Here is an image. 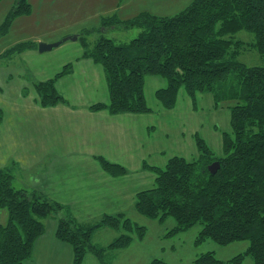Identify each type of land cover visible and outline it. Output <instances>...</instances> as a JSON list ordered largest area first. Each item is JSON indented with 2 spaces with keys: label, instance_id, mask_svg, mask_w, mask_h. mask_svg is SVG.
<instances>
[{
  "label": "trees",
  "instance_id": "1",
  "mask_svg": "<svg viewBox=\"0 0 264 264\" xmlns=\"http://www.w3.org/2000/svg\"><path fill=\"white\" fill-rule=\"evenodd\" d=\"M30 13L27 0H16L0 34L8 32L14 19ZM108 24L141 32L122 46L101 38L91 50L84 49L82 59L101 67L108 84V102L93 105L89 111L150 114L153 110L145 100L144 82L146 78H160L165 86L154 97L161 110H173L183 91L193 104L197 96L210 95L216 110L225 106L230 113L231 133L222 134L220 156L195 136L197 159L189 162L173 157L163 169L143 165L154 183L151 189L135 195L136 213L159 222L172 218L176 233L200 225L198 244L209 240L225 247L246 241V253L234 258L232 264H241L246 256L253 264H264V69L235 62L239 51L246 49L245 44L232 41L238 32L250 33L255 39L252 47L264 56V0H194L172 18L142 13L126 22L112 18ZM82 45L87 47L84 41ZM34 48L32 44H18L6 55ZM70 73L71 66L66 65L53 79L33 86L39 107L65 103L54 83ZM96 162L111 178L126 175L124 168L102 158ZM214 163L219 168L211 175L207 169ZM13 181V169L0 168V210L8 216L6 225L0 227V264L29 261L34 242L44 234L39 219L51 215H62L55 237L70 247L72 264H83L87 254L98 264H106V254L129 247L132 232L138 239L145 234L124 215H105L96 222L78 224L67 208L43 195L15 190ZM102 228L120 232L106 249L91 243L92 234ZM150 264L164 263L155 260ZM195 264L221 263L211 253Z\"/></svg>",
  "mask_w": 264,
  "mask_h": 264
},
{
  "label": "rangeland",
  "instance_id": "2",
  "mask_svg": "<svg viewBox=\"0 0 264 264\" xmlns=\"http://www.w3.org/2000/svg\"><path fill=\"white\" fill-rule=\"evenodd\" d=\"M193 1L27 0V4L31 8L30 15L14 19L8 32L0 34V87L3 84L5 85V83L9 85L6 89L2 88L3 93H0V108H6V111L12 112V117L17 115L20 120L29 119L41 124L39 127L33 126L30 129V139H34L35 135L33 133L38 132L37 136L39 137L37 139H44L45 141L47 139L48 143H51L54 139L57 143L61 141L62 145H57L63 148L64 141L74 140V136L77 135L74 131L68 130L72 126L67 120L63 118L56 119L55 117L46 120L44 114L37 112L35 109L29 111L20 108L15 115L13 114V112L17 111V109H14L15 111L12 109L14 106L26 108L28 106L33 109L32 106L35 105L31 99L26 100L27 104L22 101L24 90L27 93L25 97L28 95L29 98H35L37 95L33 90V85L53 79L66 65H70L72 69L75 65V60L83 54L84 49L85 51L91 50L101 38L112 40L115 45L122 46L136 39L140 34L141 31L139 29L110 26L108 21L112 18L119 22H126L142 13L160 18H172L185 10ZM15 4L16 0L1 1L0 28ZM73 37H77V41H66L51 52L38 53L39 44L52 45ZM83 41L87 46L86 48L82 45ZM232 41L245 44L246 49L245 51H239L235 62L247 68L264 69V56L258 54L256 49L252 47L255 44L252 34L245 31L238 32L232 36ZM18 44H32L36 49H31L35 50L31 54H29V51H25L23 55H6L7 50H12ZM3 54L5 58L2 57ZM73 79L75 80V78ZM56 81L54 88L60 94L59 89L65 86L67 80H58V83ZM157 84L159 85L157 86ZM96 85H98L97 92L87 89L86 91L84 90L82 97L78 95L77 97L75 95L71 97L69 93H67V97L71 98L72 102L76 100V105L78 106H84L86 103L102 102L101 91L104 89L103 82L97 81ZM164 86L165 82L160 78H157L156 84L152 81L150 82L149 78L145 79L144 96L150 109L158 104L154 97L155 92L164 88ZM180 93L183 92L180 91ZM205 97L211 99L210 95ZM182 99L184 98L181 96L178 105L173 111L164 112L161 118H152L156 119V123L154 126L150 125L152 128L148 130V133L153 146H156L162 155L158 156L157 159L152 158V160L147 161L148 165L153 164L154 167L163 169L166 162L173 157L183 158L189 162L197 159V150L194 142L190 139L192 130L198 132L200 139L206 143L211 152L216 156L221 155L222 134L231 133L229 124L230 113L226 109L227 107L224 106V108L215 111L212 109L210 102L206 100L207 98H203L198 105V112L192 114L188 111ZM232 105L231 103L229 106ZM19 111H22L23 114ZM50 120L55 121L47 122ZM65 121L69 123L66 129L64 128ZM25 130L27 131V129ZM18 132H20L19 136H17ZM23 134L24 132L20 128L15 133L0 132V139L2 141L4 139V142L8 139V143L10 139L11 143L14 144L19 142V146L22 149V144L25 145L24 141L26 138V133L25 135ZM4 142L3 144L6 146L7 143ZM37 142L41 141L37 140ZM75 142L78 146L76 148L79 150L81 144L76 140ZM73 144L75 145V143ZM66 146H71V143H67ZM16 152H21V150ZM1 156L7 162V158L10 155L3 150V145L0 142V162L3 163ZM79 160L67 161L69 165L64 166L63 169L68 174H72V178L75 181L83 179L82 176L78 175L79 172L82 170L85 172L89 168L79 165L78 163H82ZM7 168L13 169V166ZM149 174L152 175L151 173ZM126 208L125 210L122 209V214L116 215H124L133 225L143 228L145 234L142 239H138L136 233L132 232L130 234L132 242L129 247L106 254V264H150L155 260L164 264H195L198 258L211 253L221 264H232L231 261L239 255H244L249 246L246 241L233 243L225 247L218 246L209 240L198 244L196 241L201 230L200 225H195L188 231L176 233L174 232L176 223L172 218H166L163 222L149 220L138 215L133 205ZM94 209L95 212L104 210L101 208ZM0 213L7 215L5 210H0ZM61 216L51 215L46 219H39L45 230L49 228L45 232L47 237L55 238L56 230L53 231L54 233L51 230L57 228L58 219ZM5 222L7 223L5 219H0V227L5 226ZM119 234L120 232L102 228L92 234L91 243L97 248L106 249ZM55 240L58 244L60 243L56 238ZM38 253L39 257L44 256V249H40ZM57 254H60V264H65L64 258L58 249H50L47 260H52L53 256L57 257ZM35 260L40 264H44V259L40 260L36 256ZM84 260H86L85 264H92L95 259L90 254H87ZM241 264H253V260L251 257L246 256Z\"/></svg>",
  "mask_w": 264,
  "mask_h": 264
},
{
  "label": "crops",
  "instance_id": "3",
  "mask_svg": "<svg viewBox=\"0 0 264 264\" xmlns=\"http://www.w3.org/2000/svg\"><path fill=\"white\" fill-rule=\"evenodd\" d=\"M28 51L31 54L35 50ZM63 79L67 80L65 86L59 89L60 94L57 92L58 90L56 92L63 98L64 104L41 108L36 103L37 96L29 98L28 95L26 97L23 95L22 101L26 104V100L29 99L34 102L33 109L28 106L27 108L14 106L12 109H17L16 112H13L14 115L21 108L29 111L35 109L37 112L43 113L46 120L54 117L56 119L63 118L72 126L68 130H72V132L74 131L77 134L74 136L75 139L69 142L64 141L63 148L57 145H62L61 141L57 143L54 139V141L52 140L51 143H48L47 139L46 141L37 139L39 137L37 136L38 132H34L35 138L30 139V129L33 126L39 127L41 124L29 119L20 120L17 115L12 117V112L6 111V108H0L3 113V119L0 121V132L15 133L20 128L24 132L23 135L26 133L25 145L22 144V149L19 146V142L15 143V145L11 143L10 139L9 143L8 139H6L7 145L4 146V139L3 141L0 139L3 150L10 155L7 158V162L1 156L3 163L0 162V168L13 166V187L15 190L43 195L49 201L67 208L72 219L78 224L93 223L105 215L116 216V214H122V209L125 210L127 206H134V199L137 193L151 189L153 186L154 177L143 169V165H148L147 161L152 160V158L157 159L162 153L156 146H153L148 130L152 128L150 125L154 126L156 123V119L152 118H161L166 111L161 110L158 104L151 108L153 110L152 113L146 115H110L105 111H89V108L93 105L106 104L108 102V84L102 68L90 60L82 59V54L75 60L71 73L58 80L61 81ZM149 80L155 84L157 82V78H149ZM97 81L103 82L104 89L101 91L102 102L86 103L84 106H78L76 105V100L72 102L71 98L67 97V93L71 97L72 95L82 97L84 90L86 91L87 89L97 92ZM7 86H9L7 83L3 84L0 87V93H3L2 88L6 89ZM181 96L184 98L182 100L188 111L192 114L198 112V105L203 98H207L206 100L210 102L212 109L216 111L211 96V99H209L205 97L207 95H199L193 104L184 92H179L175 107L178 105ZM19 112L22 113V111ZM52 121L55 120L47 122L50 123ZM67 121L64 123L65 129L69 125ZM19 134L20 132H18L17 136ZM195 136L199 137V134L196 130H192L190 139L194 142L196 148ZM37 140L41 142H37ZM75 140L81 144L79 150L76 148L78 146ZM67 143H71V146L67 147ZM17 150H21V152H16ZM97 158H102L111 164L124 168L126 175L122 178L107 176L98 166ZM76 159L82 161V163H78L79 165L89 167L85 172L83 170L79 172L78 175L82 176L83 179L77 181L72 178V174L63 171L64 166L69 165L67 161H75ZM148 166L154 167L153 164ZM94 208L104 210L95 212ZM0 219L7 221V215L0 213ZM48 230L49 228L47 230L44 229V234L34 242L31 258L24 264H40L35 260L36 256L40 260L44 259V264H60V254H57V257L53 256L52 260H47L52 248L60 250L65 264H71L72 251L70 247L62 243L58 244L55 240L56 237L53 239L47 237L45 232ZM55 230L52 229L51 232ZM42 248L44 249V256L39 257L38 251ZM85 262L86 260H84L83 264ZM92 264H98V262L94 260Z\"/></svg>",
  "mask_w": 264,
  "mask_h": 264
},
{
  "label": "water",
  "instance_id": "4",
  "mask_svg": "<svg viewBox=\"0 0 264 264\" xmlns=\"http://www.w3.org/2000/svg\"><path fill=\"white\" fill-rule=\"evenodd\" d=\"M77 39H78L77 37L68 38V39H65V40L58 42L56 44H52V45L39 44L38 45V53L43 54V53L51 52L52 50L60 47L66 41H77ZM218 168H219V165L217 163H214L211 166H209L207 170L211 175H214L216 173V171L218 170Z\"/></svg>",
  "mask_w": 264,
  "mask_h": 264
}]
</instances>
